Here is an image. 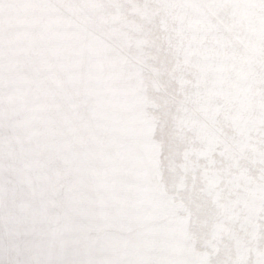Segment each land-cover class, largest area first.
Masks as SVG:
<instances>
[{
  "label": "clouds",
  "instance_id": "clouds-1",
  "mask_svg": "<svg viewBox=\"0 0 264 264\" xmlns=\"http://www.w3.org/2000/svg\"><path fill=\"white\" fill-rule=\"evenodd\" d=\"M71 7L76 14L65 18L60 31L102 40L130 71L104 98L87 94L86 75L70 76L66 87L44 98L5 74L0 83V264H127L133 247L151 260L177 254L195 260L187 236L194 222L209 218L197 212L211 211L212 205L203 163L183 139L184 122L199 111V56L180 6L147 0L141 7L149 16L139 31L112 14L93 11L108 8L102 0H73ZM225 9L241 36L264 26V14L254 18L248 0H230ZM157 22H166L167 30L157 31ZM81 63L86 73L88 57ZM142 96L147 97L146 117L166 129L157 136L163 188L155 174L148 180L175 212L149 223L122 222L97 193L103 185H135L140 163L147 165L141 143L130 134L144 118L136 102ZM227 104L236 120L230 140L251 141L253 156L260 158L251 184L229 180L225 185L234 202H242L255 188L264 195V94H247L241 86ZM146 233L151 238L145 242ZM248 251L264 259V232L249 239Z\"/></svg>",
  "mask_w": 264,
  "mask_h": 264
},
{
  "label": "bare ground",
  "instance_id": "bare-ground-1",
  "mask_svg": "<svg viewBox=\"0 0 264 264\" xmlns=\"http://www.w3.org/2000/svg\"><path fill=\"white\" fill-rule=\"evenodd\" d=\"M96 4L100 0H84ZM106 9L93 11L116 16L129 30L139 31L149 13L141 5L147 0H102ZM189 25L191 39L198 42L199 63L196 104L198 113L183 124V137L189 151L203 163V179L211 211L197 216L206 222L192 224L187 240L198 264H252L255 253L248 251V241L264 232V212L259 211L260 195L251 192L242 202H234L225 185L251 184L250 173L260 163L251 141H231L236 120L227 102L234 89L241 86L247 94H264V26H254L245 36L233 28L225 7L212 10V0H171ZM230 0H227L229 3ZM73 0H0V83L5 74L22 89L36 91L42 97L66 87L70 74L58 55L65 18L75 15ZM250 14H264L260 0H248ZM122 6V7H121ZM175 15V12L170 13ZM156 30H167L166 22H157ZM142 118L130 129L144 150L148 168L161 180V144L154 120L147 118V97H137ZM155 107V105H153ZM227 146V148H226ZM207 251H197L198 249Z\"/></svg>",
  "mask_w": 264,
  "mask_h": 264
},
{
  "label": "snow or ice",
  "instance_id": "snow-or-ice-1",
  "mask_svg": "<svg viewBox=\"0 0 264 264\" xmlns=\"http://www.w3.org/2000/svg\"><path fill=\"white\" fill-rule=\"evenodd\" d=\"M206 6L212 10L223 8L227 6V0H212ZM192 44H198L195 38ZM58 55L61 58L62 67L69 72L70 76H87L90 83L87 94L100 98L107 96L112 91L115 82L128 75L130 71L107 51L102 40L82 36L78 32L71 35L63 34ZM84 56H87L89 61L86 73L81 63ZM52 94L49 92L43 97L49 98ZM101 108L103 109V104ZM139 167L142 175L135 185L119 188L114 185H103L97 193L102 202L106 200L115 208L122 222L134 218L137 222L149 223L157 216L174 214L175 209L165 202L163 191L155 189L148 180V176L154 173L143 162ZM257 191L259 192L260 189L252 190L253 193ZM132 202H135V206L130 207ZM259 211L264 212V195H260ZM150 238V234L146 233L145 242ZM130 254L131 258L127 264H198L196 260L189 259L182 254L151 260L138 251L137 247H133ZM115 264H121V262L116 261ZM252 264H264V259L256 258Z\"/></svg>",
  "mask_w": 264,
  "mask_h": 264
}]
</instances>
